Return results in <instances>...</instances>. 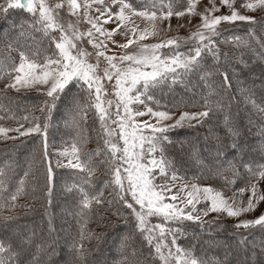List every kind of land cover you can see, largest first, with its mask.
<instances>
[{"label": "snow or ice", "instance_id": "obj_1", "mask_svg": "<svg viewBox=\"0 0 264 264\" xmlns=\"http://www.w3.org/2000/svg\"><path fill=\"white\" fill-rule=\"evenodd\" d=\"M200 2L201 0H184V9L178 11L176 5L181 3V0H140V9L134 7L129 0H83V5L78 3V0H60L55 5H50L48 0H0V18H3V22L10 28L18 27L21 38L31 39V33H40L48 37L50 48L54 45L51 55H48L44 48L28 45V52L15 49L19 55L18 62L9 56V62L6 65L0 63V80L8 81L5 88L14 89L17 92L32 88L40 91L41 86H45L46 96L42 105L34 108L32 113L19 117L14 114L11 116V119L16 122V127H5L0 123V139L17 140L33 135L41 137L42 152L39 163L44 168L45 197L50 203L54 172L48 157L47 136L57 102L66 93L70 96L72 100L70 122L73 126H78L86 119L89 111L94 112L100 124L98 135L102 139V147L98 148L93 155L104 157L100 163L106 165V171L110 177L105 183L112 187L114 199L130 210L135 232L142 237L143 242L151 246L153 251L150 255L157 258L160 264H221L218 259L197 257L192 248H184L177 244L179 236L184 234L183 228L169 227V222L182 224L184 221H193L203 226L205 222L202 221L201 215L207 216L209 212H217L226 213L229 217H240L243 213L254 211L258 204L264 201V192H261L258 187L259 182L264 180V164L251 162L241 163L246 174L247 186L238 189L233 197H225L220 190L198 184H183L176 192L172 191L176 187L174 182L180 177L177 175L173 162L165 155V145L172 143L168 133L185 126L191 128L202 124L204 119L209 117L210 112L218 110L219 105L214 108L205 98L204 110L181 112L174 121L175 113L170 111L154 110L147 106L143 111H134L131 107L134 103L144 105L146 100L154 101V97L150 94L152 90L162 91L165 88L172 90L180 84L186 86V77L189 75H197L208 87L209 95L215 91L209 83L214 75L223 78L221 87H231L228 72L220 71L217 67L222 55L224 61L228 62V54H222L217 43V38L221 35L220 25L222 23L234 25L238 21L255 25L257 20L253 16L241 14L235 8L237 0H220L219 5L216 0H209L211 6H206L203 12H198L197 5ZM65 4H67L69 15L76 17L74 22H61L59 12ZM93 5H99L94 9L98 13L96 16H92L89 11L93 9ZM82 6L83 19L90 25L86 31H81L78 27ZM221 7L228 8L230 14L215 15ZM241 7L250 11L264 9V0H242ZM10 11H23L28 14L29 19L20 23L9 21ZM186 14L201 18L196 31L188 37H174L154 44L141 43L158 34L157 21H170L174 15L179 18ZM134 17L142 18L149 26L141 29L135 23ZM110 22L115 24L112 29L105 27ZM116 34H120L126 42L115 41L113 37ZM85 40L96 50V63L89 62L92 54L80 46ZM109 42L123 50H128L132 45L136 47L131 52L107 55ZM187 42H191L187 51H179L181 45ZM224 43L250 52L254 51L255 44L260 49L257 55L264 58V42L256 36L254 28L248 30L246 37L233 36ZM7 47L10 51L13 50L11 43ZM164 49L171 51L165 53ZM208 56L213 59L212 70H209L204 63ZM242 56L243 53L240 59V63L243 64ZM100 58L107 62L102 75L98 74ZM105 80L115 81L114 91L117 97L115 103L103 98L107 91L104 87ZM73 88L86 96L85 103H81L77 96L72 94ZM239 91L245 95L248 103L264 115V107H260L255 100L251 99L250 89L240 88ZM155 102L159 104L158 101ZM113 106L115 119H112L113 113L110 111ZM173 107H179V104ZM0 108L4 106L0 104ZM4 110L11 112L10 108H4ZM35 111H39L41 115L36 116ZM146 115L154 118L155 123L136 120V117ZM2 119L4 117H0V120ZM165 121L173 122L165 123ZM228 122L229 117L226 115L225 123ZM25 124L29 126L25 127ZM112 125L116 127L113 128ZM229 131L232 132L231 129ZM12 132L17 135H9ZM232 138L233 142L229 145L218 146L214 159H223L224 147L239 154L240 147L235 142V132H232ZM83 143V136H78L71 141L69 148H64L58 153L59 156L68 158L67 163L61 165L57 161L56 165L84 174L79 184L66 189L69 192L75 189L78 196L76 215L81 218L78 237L74 238L70 244L72 264H87L92 250L86 248L84 242L92 239L99 241L102 235L87 230V217L93 205H103L105 201L102 192L92 193L88 190L92 184L95 165L91 156L83 152ZM192 156L199 162L198 153L195 150ZM224 163H227V170L231 171L234 177L232 180L225 178L227 183L235 184V177L243 174L232 160H224ZM11 171V165L0 168V200L4 201V206L15 208L19 198L27 195V177L32 174V169L30 165L28 171L24 172V178L14 186V191H8L5 195L7 178ZM158 177L167 179L162 184H156ZM37 183L39 179L33 176V191ZM245 191L251 193L246 205L243 201L237 202L235 199L237 193L242 195ZM169 200L171 202H168ZM201 202H204L206 207L198 210L197 205ZM109 203L111 204L112 201ZM20 207L30 206L20 205ZM197 211H201V215L195 214ZM153 217L160 218L162 222L152 224ZM16 220L17 216L4 215L0 212V226L7 228ZM125 222L127 223L126 219ZM234 227L236 229L259 227L264 230V212L255 219L240 220ZM48 230L49 233L55 232L50 218ZM13 237L16 241L15 246L12 240L0 238V264H39L38 257L31 249L34 247L36 252H39L44 250L45 245L42 242H36L35 231L29 230L25 233L15 229ZM130 239L131 237L122 239L121 259L117 264H141V250L130 244ZM54 243L55 240H52L47 247L51 248ZM238 244L245 252L248 251V247L253 249L256 247L255 243L248 244L247 237H242ZM261 250L264 251V248ZM54 251L53 249V254ZM25 255L30 256L31 259L25 261L23 259ZM250 255L254 259L255 250Z\"/></svg>", "mask_w": 264, "mask_h": 264}, {"label": "trees", "instance_id": "obj_2", "mask_svg": "<svg viewBox=\"0 0 264 264\" xmlns=\"http://www.w3.org/2000/svg\"><path fill=\"white\" fill-rule=\"evenodd\" d=\"M132 4L140 7V0H129ZM184 5V0L176 5ZM29 19L27 13L23 11H10L8 20L20 23ZM250 28L255 29L256 36L264 42V16L257 18V23H236L223 27L221 35L217 38L221 53L228 54V62H221L217 66L220 71H226L231 82L230 88H223V78L214 75L210 78L215 91L209 95V89L197 75L186 77L185 84L175 86L172 90L167 88L152 90L150 94L154 101H150L156 108L166 110L186 109L187 111L203 110L205 98L218 110L210 112L209 117L204 122L195 127L175 129L168 133L171 144L165 145V155L170 159L176 172L185 176L200 179L211 178L225 188H236L246 181L244 169L241 163L264 164V115L260 114L252 104L248 103L245 95L239 89L251 90V99L260 107H264V58L257 55L260 49L253 45L254 51L247 49H237L229 43H224L233 36L246 37ZM20 29L10 28L7 23L0 18V63L7 64L10 56L16 62L19 61V49L29 51L28 45H35L47 50L51 55L54 45L49 47L48 37L40 33H31V39L21 38ZM11 43L12 49L7 45ZM189 46H185L188 49ZM241 53L244 63H240ZM205 66L212 70L213 59L206 57ZM235 73V75H234ZM8 81L0 80V104L4 108H10L11 112H6L0 108V120L5 127H16V122L11 116H23L33 112V109L42 105L46 99L44 91H15L5 88ZM72 94L76 95L81 103L86 102V96L78 93L76 88L72 89ZM155 101H158L157 104ZM179 104V107H173ZM72 100L66 93L57 102V107L52 113V119L48 128L47 144L48 157L53 166L54 177L52 181V191L50 203L45 197L43 180V166L39 163L42 152L41 137L33 135L17 140L0 139V168L11 165V173L7 178L8 191H14V186L24 178V172L28 171L31 165L32 174L27 177V195L22 196L17 201V207L9 208L4 206V201L0 200V212L4 215H15L17 220L10 223L9 227L0 226V238L12 240L15 246L13 231L19 229L21 232L34 230L36 242L45 245L44 250L36 252L33 247L32 252L36 254L39 264H72V253L70 244L74 238L78 237V230L81 225V218L76 215L78 212V196L75 189L71 192L66 189L72 185L79 184L84 176L77 170L64 166L57 167L54 161V151L60 148L70 147V142L78 136L84 137L83 152L92 158L95 165L92 184L88 190L92 193L102 192L103 205H93L87 217V230L97 235L101 239H92L84 242L85 247L91 249L87 264H117L121 259V241L125 237H131L130 244L141 250V264H160L159 260L150 255L153 249L143 242L142 237L135 232V224L130 210L114 199L112 187L105 182L110 179L106 165L100 161L104 159L102 155H93L98 148L102 147V139L98 135L100 124L94 112L89 111L86 119L78 126L71 124ZM36 116H40L39 111H35ZM229 117V122L225 123V116ZM236 133L235 142L239 145V154L234 150L224 147V157L222 160L214 159L218 146H227L233 142L232 132ZM198 153L199 162L193 158L192 152ZM83 159V157H82ZM224 160H232L236 163L240 177H235V184L227 183V180L234 179L231 171L227 170L228 165ZM196 167V168H195ZM197 169V170H195ZM33 176L39 179L33 191ZM210 176V177H209ZM109 201H112L110 204ZM28 205L30 207H20ZM119 213V215H118ZM51 219L54 233H49L48 222ZM127 220V223L125 222ZM174 225V224H172ZM174 228V226H169ZM183 228V235L177 239V244L184 248H192L197 257H205L209 260L218 259L221 264H264V230L259 227L254 229H236L233 226L221 225L218 228L211 226H186L176 225ZM242 237H247L249 245L255 243L256 247H248L245 252L238 241ZM55 240L52 247L47 245ZM53 249L54 254H53ZM255 250L256 256L253 259L251 252ZM227 260L225 261V258ZM25 261L31 259L30 256L23 257Z\"/></svg>", "mask_w": 264, "mask_h": 264}, {"label": "rangeland", "instance_id": "obj_3", "mask_svg": "<svg viewBox=\"0 0 264 264\" xmlns=\"http://www.w3.org/2000/svg\"><path fill=\"white\" fill-rule=\"evenodd\" d=\"M48 2L50 5H55L56 3L60 2V0H48ZM78 3H81V5H83V0H78ZM216 3L219 5L220 0H216ZM241 3H242V0H237V2L235 4V8L238 9L241 14L253 16L256 18V20H257V18H259V17L261 18L262 16H264V9H256L255 11H250V10H247L246 8L241 7ZM133 6L137 7L134 4H133ZM206 6H208V7L211 6L209 4V0H201V2L197 5V11L203 12ZM96 7H99V5H93V9L89 10L90 14L92 16L98 15V13H96L94 11V9ZM184 7H185V4L184 5L181 4L179 7L176 8V10H178V11L183 10ZM137 9H140V7H137ZM83 13H84V9L82 6L80 9L81 20H80L78 27L81 31H86L88 29V27H90V25H88L86 23V21H84ZM225 13L230 14V10L226 7H221L220 11H217L215 13V15H222ZM59 15L61 17L62 23H67L69 21L74 22L76 19V17L69 15L67 4H65V7L60 10ZM133 19H134L135 23L140 26L141 29L149 26L148 23L140 17H134ZM200 22H201V18L199 16H191L188 14L184 15L183 17H179V18L174 15L171 17L170 21L169 20H165L163 22L157 21L158 34L155 36H151L144 41H141V43L154 44V43H159L162 40H167V39L174 38V37H188L192 32L196 31ZM236 23H245V22L238 21ZM169 24L171 25L170 27H169ZM229 25L230 24L222 23L220 25V29H222L223 27H227ZM105 27L108 29H112L115 27V24L110 22L107 25H105ZM101 39H103V38H101ZM113 39L119 43H125L126 42L125 39L120 34H116L113 37ZM189 45H191V42L183 43L181 45L179 51L186 52L187 49L185 48V46H189ZM80 46L86 48L87 51L92 54L89 57V62L96 63V55H95L96 50L93 49L92 46L89 45L86 40L84 42H82ZM135 47H136V45H132L128 50H123V49H120L118 47H115L114 45H112L109 42L107 50H106V54L107 55H113L114 53L115 54H123L125 51H128V52L133 51L135 49ZM163 51L165 53H168L171 50L170 49H164ZM106 66H107V62L103 58H100L98 74L102 75V70ZM114 83H115L114 80L112 82H108L106 80L104 81V87L107 91H106V95L103 98L105 100H112L115 103V101L117 100V97H116L115 91H114ZM44 87L45 86H41L40 91H44ZM12 90H14V89H12ZM30 90L37 91L36 88L27 89V90L22 89L21 91L26 92V91H30ZM142 99H143V97H142ZM146 106L152 107L154 110L170 111V112L175 113L173 121L175 118L179 117L181 112L187 111L186 109L166 110V109L156 108L153 104H151L150 101H147V100L145 101L144 105H141L138 103H134L131 105V107L133 108L134 111H143V110H145ZM110 111L113 113L112 119H115L116 118L114 115L115 107L113 106V108L110 109ZM198 111H202V110L197 109L195 111H188V112H198ZM136 120L137 121H149L151 123H155V119L152 118L150 115H146V116H142V117H136ZM173 121H165V123H172ZM109 123H111V121H109ZM193 124H195V121H193ZM28 126H29L28 124H25V127H28ZM112 127L115 128L116 125H112ZM9 135H17V134L12 132V133H9ZM120 143L122 145V141ZM66 148H68V147H66ZM63 149L64 148H60V149L58 148L54 151L55 156H54V161H52L54 163V165H57V161H59V163L61 165H65L67 163V159H68L67 157H62V156L58 155V153L60 151H62ZM195 170H197V169H195ZM177 175L180 177V179L177 180L176 182H174L176 184V187H174L172 189L173 192H176L178 190V188L183 184H188V185L198 184L202 187L203 186H211L212 188H214L216 190H220L223 192L225 197H233L234 193H236L238 189H240L241 187L247 186V182L245 181L244 183H241L236 188H228V187L225 188L224 186L220 185L219 183L212 181L213 179L208 178V177L203 178V179L201 177L200 179H198L195 177L185 176L184 174H181L179 172H177ZM165 179H167V178L166 177H158L156 179L155 183L156 184H162ZM258 187H259L261 192H264V180H261L259 182ZM250 194L251 193L249 191H245L242 195L237 193L235 196V199L237 202L243 201V204L246 205ZM168 202H171V201L169 200ZM205 207H206V205L204 202H201L200 204L197 205L198 210H203ZM262 212H264V201L260 202L254 211L249 212V213H243L240 217H229V216H227L226 213H217V212H209L207 216L201 215V211H197V213H195V214L201 215L202 221L205 222L204 225L211 226L213 228H215V227L218 228L224 224L225 225L229 224L230 226L234 227V225L236 223H238V221L245 220V219H255ZM158 222H162L160 220V218H155V217L151 218L152 224H156ZM172 224H174V225H172ZM176 225L179 226L180 224L177 222H169V224H168V226H174V229L176 228L175 227ZM181 225L201 226L200 223L193 222V221H184Z\"/></svg>", "mask_w": 264, "mask_h": 264}]
</instances>
